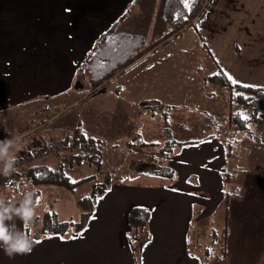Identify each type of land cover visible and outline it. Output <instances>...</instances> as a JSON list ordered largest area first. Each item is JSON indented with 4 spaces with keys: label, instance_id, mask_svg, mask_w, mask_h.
Here are the masks:
<instances>
[{
    "label": "rangeland",
    "instance_id": "374dc122",
    "mask_svg": "<svg viewBox=\"0 0 264 264\" xmlns=\"http://www.w3.org/2000/svg\"><path fill=\"white\" fill-rule=\"evenodd\" d=\"M108 1L77 2L74 11L91 14L99 9H108L113 16L115 4L114 2L109 4ZM130 1L119 0L116 5V12L121 13L119 18L125 17L121 22L122 28L138 38L144 37L150 44L148 49L152 45L153 50L142 53L134 64L115 76L111 82L92 88L86 76L77 74V82H80L83 88L53 97L50 103L45 101L47 105L49 103L47 108L42 106L46 104L43 103L44 98L41 100L42 104L39 102L40 99H37L28 105L29 108L15 107L10 111V116H13L11 120H0V140L10 138L19 141L15 149L18 169L44 162L53 167L57 165L59 157L56 154L30 162L24 160L32 149L45 144L41 140L44 137L56 138L50 142L62 140L63 135L57 132L56 127L70 129L72 125L71 128L81 129L86 137L100 139L102 143L100 162L91 163L89 159L84 162L67 161L71 181L76 182L90 176L93 178L92 181L78 184L73 190L52 185L35 188L30 182L23 187H17L14 184L15 180L10 185L5 184L6 179L7 181L8 178L14 179L9 176L0 180V197L6 195L18 203L22 199L23 192L39 190L37 214L50 211L58 216V222H78L81 212L77 201L85 196H92L94 188L102 186L104 182L107 187L108 185L111 187L102 197L112 192L113 186L119 183L138 187L159 186V189L163 187L176 189L173 180L153 175L150 163L158 166L172 165L174 153L185 151L188 156L185 163L189 165L190 170L194 165L189 160V151L191 152L192 147L215 138L218 142L213 143L212 146H216L218 151L213 153V159H216L217 165L226 162L223 172L229 173H222L223 178H228L230 181L224 187V192L231 194L227 202L229 203L230 198L244 199L254 196L257 202L252 204V210L264 212V109L255 114L256 109L253 106L238 103L235 98L240 92L231 89L225 79L227 77L233 83L238 81L243 85L264 88V42H259V47L254 48L257 58L245 56V60L250 64L245 63L241 66L240 61L233 64L238 66L237 70H234L238 75L231 74L232 78L217 63L216 57L213 56L215 53H211L208 43L210 32L204 30L206 36L200 33L201 26L205 28L211 21H217L226 15L230 21L235 19L236 24L229 32L233 38H227L223 34H215V37L222 39L223 51L231 54L235 52L244 62L242 58L245 52L251 51L252 41L264 37V1L259 2L261 12L258 18H254V30H250L247 35V37L252 35L250 38H245L244 31L237 26L240 14L233 15L236 10L235 0L233 7H228L226 4L222 9L221 4L226 1L207 0V12L203 20L196 27H191L182 34L179 32L175 36L174 32L176 33L177 30L168 24L163 16L164 0H137L136 3L128 6ZM205 21L207 22L203 24ZM84 25L78 31L67 26L63 34L69 37L75 34L90 36L105 27L100 20L90 24L86 16ZM237 34H241L242 37H236ZM95 44L88 55L94 54L101 48V46L97 47L96 50ZM113 44L109 46L124 49V45L119 41ZM232 60L231 56L226 55L222 62L228 65ZM214 76H217L216 80L213 79L216 83L211 80ZM115 90L119 97L109 99L108 96ZM140 98H144L143 101H140ZM25 108L31 113L21 118ZM15 109H19L21 114L14 112ZM34 109L37 113L33 114ZM2 113L5 115V110L0 111V115ZM236 115H240L243 119L245 116L249 117L248 132L237 128L233 120ZM31 116L35 119H31ZM47 116H52L51 127L44 124L43 119ZM211 136L213 138H210ZM169 142L176 144L174 149L172 152H163L162 148ZM83 148L89 147L83 145ZM88 150L90 149L85 151ZM166 153L169 154V159L165 158ZM69 154L64 152L62 155ZM193 154L197 159L202 157L200 151H195ZM174 166L179 174L190 173L186 165L174 164ZM173 169L177 174V170ZM194 178L199 182V178L191 174L183 175L181 179L178 174L176 176L177 181L180 179V188L190 192L195 185ZM185 181L187 184L183 186ZM249 182L254 183V186L247 188ZM235 185L237 192L232 190ZM235 194L237 197L234 196ZM229 209L234 212L233 205L229 204ZM224 211L218 210V220L212 227L209 223L214 219L205 218L207 221L204 219L191 228L190 233L196 238L190 239L197 249L199 246L210 249L211 246L216 245V253L224 250L227 228L223 220L218 217ZM72 228L76 230L75 227ZM146 230L150 232L149 226ZM214 232L216 236L213 235ZM71 233L72 230L69 231V234ZM245 236L246 240H250L249 234ZM241 240H243L242 236ZM256 240H264V231L261 238L260 234L257 235ZM204 259L207 261L206 256Z\"/></svg>",
    "mask_w": 264,
    "mask_h": 264
},
{
    "label": "crops",
    "instance_id": "0c3cea01",
    "mask_svg": "<svg viewBox=\"0 0 264 264\" xmlns=\"http://www.w3.org/2000/svg\"><path fill=\"white\" fill-rule=\"evenodd\" d=\"M85 1L87 0H0V111L5 110L7 115L2 113L0 120H11L13 116H10L9 111L15 107L29 108V104L37 99H40L41 103L43 98V103H46L45 101L50 103L53 97L75 89V80L80 73L83 60L96 40L121 14L116 12L119 0L108 1L109 4L110 2L115 4L113 16L108 9H99L91 14L74 11L77 2ZM136 1L131 0L128 6ZM219 1H226L221 4V9L226 4L228 7H233L234 0ZM263 1L235 0L236 10L233 15L240 14L237 26L244 31L245 38L252 36L247 37L249 31L253 29L254 18L260 16L259 2ZM85 16L90 24L100 20L105 27L90 36L75 34L69 37L63 34L67 26L78 31L84 25ZM235 24L236 20L230 21L226 15L217 21L207 23L205 28L201 26L202 29H200V33L204 36H206L203 33L204 30L210 32L208 43L211 53H215L213 56L216 57L217 63L231 77V74H237L234 70H237L238 66L233 64L237 61H240L241 66L245 63L250 64L245 60V56L257 58L254 48L259 47V42H264V37L254 39L250 44L251 51L245 52L242 58L244 62L235 52L231 54L223 51L222 39L215 37V34L233 38L229 32L231 28L233 30ZM120 28H122L121 24L117 28L118 31L116 30L109 37L104 48L116 49L115 46L109 45L119 41L124 48L136 51L141 56L142 53L154 49L152 45L148 49L150 44L144 37L138 38ZM236 37L242 36L237 34ZM101 51L102 48H99L95 52L89 66L95 64ZM226 55L233 58L232 63L228 65L222 62ZM103 65H106L105 62ZM85 76L90 81L86 71ZM112 80L113 78L110 82ZM211 80L214 81L212 78ZM108 97L117 99L119 95L115 90ZM143 99L139 100L143 101ZM48 105L46 103L42 106L47 108ZM24 110L25 112L21 114L17 109L16 113L21 114V118L29 116L31 111L26 108ZM34 113H37L35 109ZM31 117L35 119L34 116ZM43 121L46 126L51 127L52 116L45 117ZM71 126L70 129L56 127L57 132L62 133V139L68 138L69 134L77 129ZM83 126L85 129L86 124L84 123ZM53 139L56 138L44 137L41 140L44 144ZM215 142L218 141L213 138L192 147L191 152L189 151V160L194 165L190 167V170L189 165L185 163V160H188L186 152L179 154L173 152L171 166L176 169L174 164L186 165L190 172L179 174L176 169L180 179L186 174L199 178L198 185H194L191 192L180 188V179L175 180L176 189L115 184L112 192H108L97 202L95 213L85 227V231H82V236H76L77 231L71 227L63 236L43 235L40 239H35V234L42 227V223L37 225L35 219L28 229L36 241L33 251L10 259L0 249V264H264V240H256L257 235L260 234L261 238L264 231V212L252 210V204L257 202L254 196L244 199L243 197L230 198L229 203L227 202L231 194L224 192V187L230 181L228 178L224 179L223 174L229 173L223 172L226 162L217 165L216 159H213V153L217 149L216 146H212ZM195 151H200L202 157L197 159L193 154ZM185 184H187L186 181L183 186ZM252 186L254 183L249 182L247 188ZM232 190L237 192V186L235 185ZM197 192L203 193L205 197L197 196L195 194ZM234 196L237 197V194ZM3 198L14 201L6 195ZM229 204L233 205L234 212L229 209ZM137 206L149 208L152 212L149 224L151 240L142 251H138V255L132 251L127 241L128 234L133 231L128 223V214L132 207ZM218 210H225L220 216L218 215L227 228L224 250L216 253V245L211 246L210 249L205 246H199L197 249L190 239L196 238L190 233L191 228L205 218L214 219L209 223L212 227L218 220ZM46 212L37 214L36 218L42 220ZM14 222L23 227L19 220ZM70 230H72L71 234H69ZM246 234L250 235V240H246ZM213 235L216 236V233L214 232ZM73 237L78 238L73 239ZM204 256L207 257V261Z\"/></svg>",
    "mask_w": 264,
    "mask_h": 264
},
{
    "label": "trees",
    "instance_id": "16d2710c",
    "mask_svg": "<svg viewBox=\"0 0 264 264\" xmlns=\"http://www.w3.org/2000/svg\"><path fill=\"white\" fill-rule=\"evenodd\" d=\"M206 1L207 0H190L191 7L189 8L185 6L184 0H164L163 16L167 23L177 30L176 33L174 32V36L179 32L182 34L183 32L188 31L191 27H196L201 20H203L207 12ZM124 18L125 17L117 19L96 41L94 48L97 50L101 46L102 51L99 53L95 64L89 66L95 53H90L82 62V68L79 74L85 76V71L88 73L90 76V86L92 88H96L97 86L110 81L140 58V54H137L136 51L128 48L120 49L119 47L114 49L111 47H103V44L107 41L108 37L117 30ZM103 62H105L106 65H103ZM215 78L216 76L212 79ZM225 79L231 89H236L240 92L235 98L238 103L253 106L254 109H256L255 114L264 109V88L252 86L246 87V85L231 82L227 77ZM246 94L249 95L246 96ZM16 110L17 109H15L14 112H16ZM5 116H7L6 112ZM233 120L236 123L237 128L248 132V124L250 123V120L243 119L240 115H236ZM81 131V129L77 128L72 135L69 134L68 138L59 141L62 144L64 151L59 153L60 155L56 154L57 157H59L56 166L53 167L44 162L33 164L25 169H18L19 164L17 163V172L11 175L15 180L14 184L17 187H23L27 182H30L35 188L44 185H52L73 190L78 184L92 181L93 178L90 176L73 182L68 174L70 170L67 166V164L69 165V163H67L68 160H79L80 162H84L89 159L91 163L101 161V140L94 137H86V134ZM250 133L251 131L249 134ZM211 138L213 137L211 136ZM45 144L47 145L48 142ZM83 145L89 148H83ZM175 145V143L169 142L162 148V151L172 152ZM84 149L90 150L85 151ZM64 152L70 154L63 156L62 154ZM164 156L166 159L170 158L167 153ZM150 165L153 175L168 178L173 180L172 182H175L177 174L170 164L158 166L155 163H150ZM8 177L0 175V180H4ZM193 180L195 186L198 185L197 179L194 178ZM110 187L111 186L109 185L107 187L104 182L102 186L94 188L92 196H85L77 201V206L81 212L78 222H58L56 214H52L49 211L44 214L42 220L36 218V224L38 225L39 223H42V227L41 230L35 234L34 238L40 239L43 235L63 236L71 227H75L77 231L76 236L79 235L94 215L98 199L101 198ZM35 194L34 199H37L40 195V191L36 190ZM196 194L205 197L203 193ZM151 215V210L146 207H132L129 211L128 223L133 231L128 234L127 241L132 251L137 255L138 251H142L151 240V234L146 230L150 224Z\"/></svg>",
    "mask_w": 264,
    "mask_h": 264
},
{
    "label": "clouds",
    "instance_id": "9594fccd",
    "mask_svg": "<svg viewBox=\"0 0 264 264\" xmlns=\"http://www.w3.org/2000/svg\"><path fill=\"white\" fill-rule=\"evenodd\" d=\"M18 144V140H0V175L8 177L17 172L15 149ZM35 195L34 191L23 192L18 204L0 197V249L10 259L33 251L36 241L28 229L37 217L39 201L34 199ZM15 220H19L23 227L18 226Z\"/></svg>",
    "mask_w": 264,
    "mask_h": 264
},
{
    "label": "built area",
    "instance_id": "2783aa9c",
    "mask_svg": "<svg viewBox=\"0 0 264 264\" xmlns=\"http://www.w3.org/2000/svg\"><path fill=\"white\" fill-rule=\"evenodd\" d=\"M63 149L64 148L61 143L52 141V142H49L47 145L44 144L38 148L32 149L29 153H27L28 157H26L24 160L25 161L29 160L30 162L34 159L37 160L40 158L48 157V156L55 155V154L62 152ZM12 182H14V179L8 178V181L6 179L5 184L10 185Z\"/></svg>",
    "mask_w": 264,
    "mask_h": 264
},
{
    "label": "snow or ice",
    "instance_id": "6c2138e0",
    "mask_svg": "<svg viewBox=\"0 0 264 264\" xmlns=\"http://www.w3.org/2000/svg\"><path fill=\"white\" fill-rule=\"evenodd\" d=\"M184 4H185V6L186 7H191V3H190V0H184ZM236 81H234V83H235ZM246 87H251V86H248V85H246ZM245 119H249V117H247V116H245L244 117ZM75 182V181H74ZM109 191H111V189H109ZM80 236H82L83 235V232H81L80 234H79ZM76 238H78V237H73V239H76ZM61 239H63V237H61ZM37 242H39V241H37Z\"/></svg>",
    "mask_w": 264,
    "mask_h": 264
},
{
    "label": "water",
    "instance_id": "95a60500",
    "mask_svg": "<svg viewBox=\"0 0 264 264\" xmlns=\"http://www.w3.org/2000/svg\"><path fill=\"white\" fill-rule=\"evenodd\" d=\"M74 87L75 89H79V88H83V85L80 82H77Z\"/></svg>",
    "mask_w": 264,
    "mask_h": 264
}]
</instances>
